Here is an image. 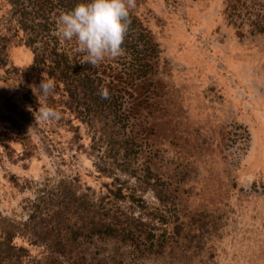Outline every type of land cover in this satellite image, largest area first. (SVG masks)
<instances>
[{"label":"rangeland","instance_id":"1","mask_svg":"<svg viewBox=\"0 0 264 264\" xmlns=\"http://www.w3.org/2000/svg\"><path fill=\"white\" fill-rule=\"evenodd\" d=\"M8 8L0 0V264H47L56 249L60 264H264V0H136L128 34L154 66L127 120L110 94H40L51 78L26 70ZM43 106L60 118L40 119ZM104 214L142 235L167 221L171 250L101 238Z\"/></svg>","mask_w":264,"mask_h":264},{"label":"trees","instance_id":"2","mask_svg":"<svg viewBox=\"0 0 264 264\" xmlns=\"http://www.w3.org/2000/svg\"><path fill=\"white\" fill-rule=\"evenodd\" d=\"M7 2L9 3L10 16L8 15L7 20L9 25L13 24L15 32L22 31L20 39L31 49L32 60L26 68L27 71L34 69L37 72H45L47 77L52 79L55 87L61 85L69 93V97L78 100L96 103L99 95L96 96L95 92L102 95L103 100L107 98V94H110L113 97L112 101L117 100L124 111V119L129 118L132 103L136 99L134 96L139 95V92L134 96L132 93L149 81L148 73L154 66V62L148 60L146 48H144L145 42H140L138 33L127 34L122 45L125 50L123 57L128 59V63L126 62L128 66L124 70L123 68L118 70L116 75L108 72L106 76L111 79L105 82L103 77L100 78V74L104 73L101 69L104 67L101 65L93 67L82 61L79 62L82 54L74 47L75 43L62 42L57 35L58 16L73 8L78 0H7ZM53 30L56 31L55 35L52 34ZM72 47H74L73 50ZM76 56H78L77 59ZM89 68L92 70L86 72L85 69L89 70ZM125 70L127 71L124 72ZM106 215L102 216L96 228V233L101 238H112L116 243L125 240L131 252L140 254L159 252L165 248L171 250L175 237L174 227H168L167 221L163 222L164 228L160 229V232L155 234L147 231L142 235L140 232L134 234L132 228H125L127 225L122 226L119 221ZM59 242L57 239L54 244L61 246ZM59 258L64 259L61 250L56 249L48 252L43 261L47 264H60L62 261ZM13 261L14 264L20 263L18 256H15Z\"/></svg>","mask_w":264,"mask_h":264},{"label":"clouds","instance_id":"3","mask_svg":"<svg viewBox=\"0 0 264 264\" xmlns=\"http://www.w3.org/2000/svg\"><path fill=\"white\" fill-rule=\"evenodd\" d=\"M135 6L136 0H78L73 8L58 16L57 35L62 42L75 43L83 54V63L99 66L106 59L124 54L122 45L131 25L130 10ZM54 87L51 79L43 77L37 90L47 97ZM39 118L47 121L60 116L51 107L43 106Z\"/></svg>","mask_w":264,"mask_h":264}]
</instances>
